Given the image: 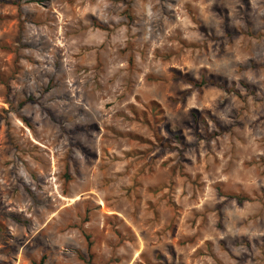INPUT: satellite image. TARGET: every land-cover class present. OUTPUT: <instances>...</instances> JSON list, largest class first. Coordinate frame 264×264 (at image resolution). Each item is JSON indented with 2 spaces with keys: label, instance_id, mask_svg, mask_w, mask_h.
<instances>
[{
  "label": "rangeland",
  "instance_id": "obj_1",
  "mask_svg": "<svg viewBox=\"0 0 264 264\" xmlns=\"http://www.w3.org/2000/svg\"><path fill=\"white\" fill-rule=\"evenodd\" d=\"M0 264H264V0H0Z\"/></svg>",
  "mask_w": 264,
  "mask_h": 264
},
{
  "label": "trees",
  "instance_id": "obj_2",
  "mask_svg": "<svg viewBox=\"0 0 264 264\" xmlns=\"http://www.w3.org/2000/svg\"><path fill=\"white\" fill-rule=\"evenodd\" d=\"M212 80H207V79H202L201 80V84H208V83H211ZM234 196L236 199H238L240 202L243 200V197H240L238 195H232Z\"/></svg>",
  "mask_w": 264,
  "mask_h": 264
}]
</instances>
